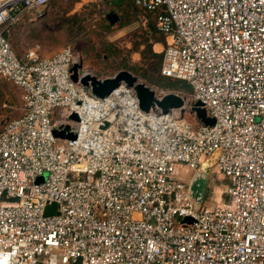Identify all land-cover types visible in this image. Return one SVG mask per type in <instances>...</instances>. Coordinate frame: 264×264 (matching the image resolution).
I'll use <instances>...</instances> for the list:
<instances>
[{
  "label": "built area",
  "instance_id": "obj_1",
  "mask_svg": "<svg viewBox=\"0 0 264 264\" xmlns=\"http://www.w3.org/2000/svg\"><path fill=\"white\" fill-rule=\"evenodd\" d=\"M49 1L0 0V75L23 105L0 131V264H264V0H131L212 124L143 111L126 84L95 95L69 47L18 57L9 28ZM213 166L225 197L202 206L192 181Z\"/></svg>",
  "mask_w": 264,
  "mask_h": 264
},
{
  "label": "rangeland",
  "instance_id": "obj_2",
  "mask_svg": "<svg viewBox=\"0 0 264 264\" xmlns=\"http://www.w3.org/2000/svg\"><path fill=\"white\" fill-rule=\"evenodd\" d=\"M109 13L115 14L113 21L107 17ZM144 16L131 0H53L40 16L24 14L11 26L8 35L17 56L33 45H39L41 54L47 57L69 47L83 70L99 78L128 69L153 89H161L160 82L171 80L161 75V67H153L160 58L152 54L158 52L163 56L164 36L157 31L152 16L143 20ZM178 88L186 95L191 92ZM22 107L21 89L0 75V129L7 120L19 116ZM184 116L194 122L195 114L189 108L184 110ZM178 167L190 175L188 167ZM44 177L39 176L37 181ZM226 185L224 174L211 167L203 188L202 206L223 201Z\"/></svg>",
  "mask_w": 264,
  "mask_h": 264
},
{
  "label": "water",
  "instance_id": "obj_3",
  "mask_svg": "<svg viewBox=\"0 0 264 264\" xmlns=\"http://www.w3.org/2000/svg\"><path fill=\"white\" fill-rule=\"evenodd\" d=\"M107 17L110 20L115 19V14L109 13ZM71 79L75 82H79L83 86L89 87L91 91L99 96L103 97L110 93L114 88L120 84H126L131 87L138 100V104L141 110L149 111L150 108H158L162 113L170 112L171 109L180 108L181 112H184L185 102L184 97L177 91H168L162 96H157L155 90L145 82L138 79V77L128 69H119L113 75L104 78H99L91 72L84 71L82 63L76 61L71 66ZM190 111L194 112L196 118L205 123L212 124L214 119L207 115L205 108L202 107L199 101H196L190 108ZM71 118L77 119V115L73 113ZM54 134L60 137L73 138L74 135L70 132H63L54 130ZM209 168H205L202 173L194 178L192 181V190L195 196L198 198L203 197V188L207 181V173ZM56 203H51L46 206L45 213L55 212ZM185 221H191L192 218L186 216Z\"/></svg>",
  "mask_w": 264,
  "mask_h": 264
},
{
  "label": "trees",
  "instance_id": "obj_4",
  "mask_svg": "<svg viewBox=\"0 0 264 264\" xmlns=\"http://www.w3.org/2000/svg\"><path fill=\"white\" fill-rule=\"evenodd\" d=\"M53 0H50L49 2H48V4H50L51 2H52ZM47 4V5H48ZM155 23V22H154ZM13 26V25H12ZM11 28V27H10ZM10 28H9V30H10ZM9 30H8V32H9ZM158 31V30H157ZM7 32V35L9 34ZM8 37H9V35H8ZM165 41V40H164ZM11 43V42H10ZM34 46V45H33ZM33 46H31V47H33ZM31 47H29V48H31ZM28 49V48H27ZM26 49V50H27ZM25 50V51H26ZM25 51L23 52V54L25 53ZM15 52V51H14ZM41 52V51H40ZM16 54V53H15ZM23 54L22 55H20V56H18V57H22L23 56ZM17 55V54H16ZM153 56H156V57H159L160 59H159V62H158V64H153V67L155 68V69H159L160 67H161V64H160V62H161V57H162V54H160V53H158V52H153V54H152ZM162 75V74H161ZM163 76V75H162ZM163 77H165V78H167V79H169V80H171V81H168V82H160L159 83V85H161L162 86V89L163 88H167V89H169V90H174V89H179L178 87H180V88H185V89H188V90H190L191 91V86L185 81V80H181V79H176V78H170V77H166V76H163ZM21 115V114H20ZM19 115V116H20ZM2 129V128H1ZM1 129H0V131H1Z\"/></svg>",
  "mask_w": 264,
  "mask_h": 264
}]
</instances>
